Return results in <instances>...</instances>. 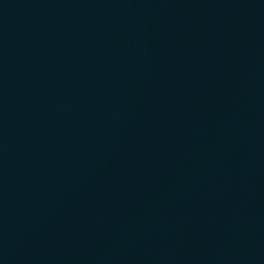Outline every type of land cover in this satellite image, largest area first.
I'll list each match as a JSON object with an SVG mask.
<instances>
[{"label":"water","instance_id":"water-1","mask_svg":"<svg viewBox=\"0 0 264 264\" xmlns=\"http://www.w3.org/2000/svg\"><path fill=\"white\" fill-rule=\"evenodd\" d=\"M0 264H264V0H0Z\"/></svg>","mask_w":264,"mask_h":264}]
</instances>
